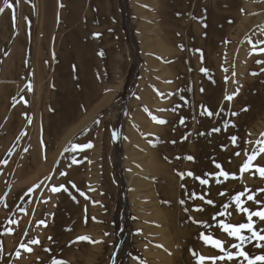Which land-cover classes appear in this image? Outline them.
I'll list each match as a JSON object with an SVG mask.
<instances>
[{
	"label": "rangeland",
	"instance_id": "obj_1",
	"mask_svg": "<svg viewBox=\"0 0 264 264\" xmlns=\"http://www.w3.org/2000/svg\"><path fill=\"white\" fill-rule=\"evenodd\" d=\"M8 2L12 8L0 0V27L6 13L13 33L5 30L0 47L21 39L16 53L23 52L29 77L7 96L9 117L12 106L25 105L17 130L0 123V264L179 261L178 244L163 249L154 206L147 190L136 186L137 171L153 164L170 174L179 166L180 181L183 166L189 164L192 173L194 165L212 162L234 177L232 196L253 195V210L264 209V178L257 171L264 168V153L258 152L264 147V0ZM70 13L77 14L75 21L63 22ZM78 26L95 58L85 76L76 70L72 47L63 55ZM210 135L219 147L209 144L205 152ZM253 154L250 169L241 171ZM219 176L216 186L231 184ZM180 183L173 196L182 193ZM254 218L255 230L264 235V221ZM258 242L253 249L262 255L264 247L256 245L264 241Z\"/></svg>",
	"mask_w": 264,
	"mask_h": 264
},
{
	"label": "bare ground",
	"instance_id": "obj_2",
	"mask_svg": "<svg viewBox=\"0 0 264 264\" xmlns=\"http://www.w3.org/2000/svg\"><path fill=\"white\" fill-rule=\"evenodd\" d=\"M72 5L74 6V4ZM75 9L78 10V8L76 7ZM8 17L9 16L6 13L2 15L1 21L5 25L3 27L2 26L0 27V39L3 36L5 37L6 31L13 33L10 26H8V22H7ZM76 17H77L76 13H70L69 15H62V20L63 22L75 21ZM46 20L47 22H50V18L48 16H46ZM21 43H22L21 39H17L14 42L11 39L5 43V46L3 48L0 47V59L2 56L7 57L4 60L2 66L0 64V123L5 122L4 123L5 128L7 127L6 130L9 132L10 131L15 132L17 130L16 119L18 120V118H21L20 113L23 108L22 106L25 105L21 104V106L19 107L12 106L11 115L9 117L6 114V111L10 108L11 105L9 104L7 106V96L8 95L12 96L17 90V88H19L20 84L22 83L24 84V82L29 77L26 68L27 60L25 59L26 61H24L23 59L24 57L21 56L23 52L21 53V55H17L18 53H16ZM1 45L3 44L0 40V46ZM89 46L90 45L87 40L86 33L84 29L80 26L76 27L71 32V34L68 36V39L65 41V45L63 46L65 52L63 53V55L66 54V49L68 47L73 48V57L77 65L76 70L77 71L79 70V73L83 74L84 76L86 75L87 69L90 67V64L95 63V58H93ZM160 52H162L161 48H160ZM36 58H37V54H36ZM66 60L69 61V59L66 58L64 59V62ZM36 67H37L36 77L39 78L41 75H43V71L40 70V66H38V64L36 65ZM58 81L61 82V79H58ZM65 87L67 90L70 89V86L68 85ZM75 96L78 97V94L74 93V97ZM14 97L15 96H13L12 98ZM22 100L27 101L25 96L22 97ZM16 102L17 101L14 99V101L11 102V104L14 105ZM71 102L72 101L69 100L67 101L66 104L69 106L71 105ZM252 102L257 104L255 106L257 110H261L259 103L257 101V97H255L252 100ZM63 103L64 102H62V104ZM67 109H68L67 111L69 112L68 116H70V119L73 120V113L70 111L69 108ZM249 114L251 115V113H248V116ZM59 117H62L61 113L59 114ZM45 120H47L46 116H45ZM60 123L62 124V122ZM65 123H67V117ZM63 124L59 127L58 131H62L65 129L66 126ZM161 133H160V137H161ZM162 136L164 135L162 134ZM156 137L158 136H155L151 143H154ZM219 142L220 141H218L215 136L212 135L207 136L203 144L204 151L208 152L213 147V146H208L209 144H213L215 146L214 148L217 150L219 147ZM197 147L198 150H200L202 148V143H198ZM139 156H141V154ZM27 162H29V160ZM143 166L147 168V165H143ZM178 168L179 166H176L172 170V174L173 175L175 174V176L170 174L168 167L160 164H153L152 166H148V170L142 169L137 171L139 176L137 175L138 182L136 186L141 184V187L147 190V192L145 191V196L150 197V201H149L150 206H154L153 218L155 221L158 222V224H161L158 233L159 232L164 233V237L158 240L160 241V243L166 244L167 247H164L163 249L169 250L170 247L168 244H170L171 247L172 246L175 247V245L178 244L177 247L179 248V250L176 251L175 253L179 252V254L177 253L178 255H180V257L177 256V259L180 258L178 259L179 261H177L176 259L175 260L177 262L173 261L172 260L173 258L171 257L169 259L167 258L165 260V263L162 264H247V261L243 257H239L238 255H236L239 250L231 247V245L233 244H239L240 241L234 237H229L227 233H225L222 227L220 226L221 221L225 223H231L233 225H239L240 223L248 222L247 214L236 210L233 197L238 194L232 196L233 189L231 188V186H233V182H232L233 178L231 177V175L229 176V180H231V184L228 185V187L225 186L218 187L216 186L215 178H217V175H219L220 173V167L213 168L212 162L209 166L206 163L205 164L199 163L194 165L193 166L194 171H192L193 174L192 176L187 175V173H189V164L183 166L182 168H185L182 170L183 180L181 179L180 181H178L177 178ZM220 178L221 177L219 176V179ZM200 179H207L208 184L202 185L200 183ZM178 183H180V189H183V191L182 193H180L179 196L176 195L173 196V192H175V189H177ZM246 187L251 189V187L249 186ZM150 190L153 192L151 193ZM206 191L208 192L209 196L207 198H204L203 200L199 199L198 197L203 196V193ZM221 193H224V195H221ZM194 196L197 199H199V202L196 203L193 202ZM226 197H228L227 199L229 200V204L227 205L228 206L227 208H225L223 204V198ZM209 199L213 201L212 205H208L206 203V201ZM241 200L243 202L242 207L248 208L250 211H254L253 207L256 205L252 207L253 201L247 200V197H245L244 195L241 197ZM181 201H183V203H181ZM198 209H203V210L199 211ZM221 213H231V215L222 216L220 215ZM238 214H241V216L239 215L240 217H238ZM254 221L255 218L253 217V223ZM167 231L169 232L168 234H171L176 239L177 243L175 242L174 238L170 239L171 238L170 236L166 237ZM244 231H246L244 233H246L247 235L249 236L251 235L249 231L247 230ZM204 236H208L212 239H219L222 242H224L223 247L225 251H220V249L212 246L211 244H206L203 239ZM254 243L255 240H252L251 242L246 241L244 244L241 245L242 249L249 254V258H254L258 256L257 252H255L253 249ZM171 251L173 250L171 249ZM229 252L234 255V259L228 260L226 258ZM172 253L175 254L174 252ZM261 254L264 255V250L262 251ZM174 256L176 257V254ZM201 256L205 257L203 261L200 260ZM221 256H224L225 259L223 260L219 259V257ZM47 258L48 257L45 256L44 258L45 261ZM157 258H160L159 260L161 262L162 261L164 262V256L160 255V257ZM47 264L49 263L47 262Z\"/></svg>",
	"mask_w": 264,
	"mask_h": 264
},
{
	"label": "snow or ice",
	"instance_id": "obj_3",
	"mask_svg": "<svg viewBox=\"0 0 264 264\" xmlns=\"http://www.w3.org/2000/svg\"><path fill=\"white\" fill-rule=\"evenodd\" d=\"M4 5L6 8H12V4L8 2V0H4ZM4 8H0V13H3ZM264 51V50H262ZM102 54V53H101ZM226 99L231 100L232 97H226ZM207 115L211 116L212 113L211 112H207ZM159 123H165V121L160 120L158 121ZM181 123H183V120L181 121ZM220 129H214V131H219ZM233 143H235L236 141V137H232ZM88 147H91V145H88ZM259 153H264V147H261L258 150ZM237 155H239V153H237ZM188 160H192L193 157L188 156L187 157ZM256 159V155H250L248 157V160L246 161V163L243 165L241 171H248L252 165V161H254ZM217 167H220L219 165H217ZM257 171L259 172V175L264 178V168H258ZM63 174V173H62ZM188 176H192L193 174L191 172L187 173ZM220 176H223L226 179L229 178V173L225 172V171H221L219 173ZM234 178V177H233ZM199 179V178H197ZM221 181L217 180V183H220ZM200 183L202 185H207L208 184V180L207 179H200ZM53 191H59L58 188H53ZM261 191H264V189H262ZM221 195H224V193H221ZM244 195V193H240L236 196L233 197V200L235 202V206H236V210L242 212V213H246L247 214V223H240L239 225H233L231 223H225L223 221H221V227L223 229V231L225 233H227V235L229 237H234L236 239H238L240 241L239 244H233L231 245V247L238 249V253L236 255H238L239 257H243L246 261L247 264H257V262H262V264H264V255H258L254 258H249V254L247 252H245L241 245L244 244L246 241L247 242H251L252 240H258V241H264V235L261 234V231H257L255 230V225L253 223V217H257L260 221H264V209L259 210V211H250L248 208L242 207V200L241 197ZM201 200L204 199L203 196L199 197ZM247 200L249 201H254L255 197L253 195H248L247 196ZM257 203H259V201H256ZM181 203H183V201H181ZM206 203L208 205H212L213 201L212 200H207ZM228 206L225 205V208H227ZM199 211H202L203 209H198ZM220 215H231V213H221ZM244 230H247L251 233L250 236H245L242 235V232ZM79 240H89V237H79ZM204 241L206 244H211L212 246L220 249V251H225L223 244L224 242H222L219 239H212L208 236H204L203 237ZM33 243H38V241H32ZM256 247H264V245L261 244H257ZM28 251H31V249H28ZM228 260H232L234 259V255L232 253H228L227 257ZM205 259V257L201 256L200 260L203 261ZM219 259L223 260L225 259L224 256L219 257ZM54 264H58V262H54Z\"/></svg>",
	"mask_w": 264,
	"mask_h": 264
}]
</instances>
